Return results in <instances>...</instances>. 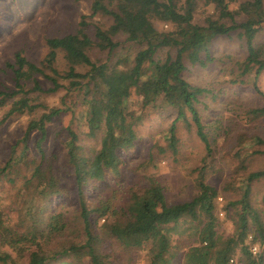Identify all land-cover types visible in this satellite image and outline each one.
I'll return each instance as SVG.
<instances>
[{
    "label": "trees",
    "instance_id": "obj_1",
    "mask_svg": "<svg viewBox=\"0 0 264 264\" xmlns=\"http://www.w3.org/2000/svg\"><path fill=\"white\" fill-rule=\"evenodd\" d=\"M89 1V13L80 17L73 33L46 39L48 51L41 62H31L17 52L13 62L5 64L12 71L13 87L0 89V106L6 107L0 125L15 115H34L39 108L44 111L29 119L20 140L23 149L19 154L14 149L0 168V177L9 178L10 182L14 178L9 177V172L20 174V165L25 163L31 171L26 180L27 188L31 189V201L19 223L10 224L0 209V244L20 258L26 257V264L57 262L58 257L79 254L81 249L90 264H114L108 255L96 248L93 215L106 217L104 231L123 247L146 248L147 264H174L176 250L171 244L170 230L180 219L188 217L193 222L197 244L185 249L182 264H230L238 245L245 264H263L260 258L252 256L245 239L250 225L263 236L259 215L251 205L250 185L264 176V168L248 172L239 198L227 203L238 206L234 218L237 231L230 238H222L215 230L218 192L200 175L198 192L190 200L179 203H168L163 186L152 176L145 177L137 189L126 191L122 204L117 205L107 197L93 200L91 206L90 198L98 182L109 173H119L121 152L137 140V127L144 113L129 107L132 91L144 108L175 110V118L166 131V149L177 151V120L188 126L194 125L198 137L209 148L196 106L207 90L190 84L183 77L185 59L191 64L205 65L213 58L209 53L204 57L200 54L211 40L236 31L244 39L247 49V55L240 63L241 75L252 73L256 80L264 70V42L254 44L255 35L264 24V0ZM230 3H236V9H231ZM199 7L209 8L201 23L195 21ZM91 20L94 22L93 35L87 30ZM124 43L133 47L131 55ZM94 48L104 53L103 59L91 58L90 51ZM57 52L62 54L65 62L61 72L55 66ZM27 82L31 87L26 89ZM42 82H48V86L44 87ZM60 88L66 91L59 97L64 107L53 105L48 108L42 102H36L41 95H52ZM70 95L76 98L74 106L80 97V103L85 107L81 114L83 130H79L81 126L74 129L70 124L63 129L61 155H53L54 159L61 158L54 160L60 165L58 168L45 156L43 144L47 139V124L73 110L68 105ZM251 112L261 116L264 108ZM188 113L190 121L187 120ZM32 132L39 135L35 143L39 158L27 161L26 143ZM82 134L84 138L97 141L88 152H84ZM252 139L254 144L263 147L260 152L264 154V140L256 136ZM63 176L69 178L65 180L71 188L69 191L64 186ZM63 191H68L67 195H72L77 203L84 241L81 245L73 242L59 251L50 248L46 251L49 243L58 241L68 228V220L61 211H48L52 207L50 201L64 196ZM11 259L9 252L0 253V262L9 264Z\"/></svg>",
    "mask_w": 264,
    "mask_h": 264
},
{
    "label": "rangeland",
    "instance_id": "obj_2",
    "mask_svg": "<svg viewBox=\"0 0 264 264\" xmlns=\"http://www.w3.org/2000/svg\"><path fill=\"white\" fill-rule=\"evenodd\" d=\"M231 9H236V3H230ZM89 0H0V89H12V71L6 68V62H13L14 55L21 52L31 62H41L47 51L46 39L73 33L80 17L89 13ZM209 8L199 7L195 13V21L201 23ZM93 20H96L94 18ZM103 21L102 19L100 20ZM100 21L96 23L101 24ZM92 23V20L90 21ZM88 27V33L93 35L94 22ZM108 24L107 21H104ZM264 42V24L255 35L254 44ZM131 55V44H123ZM210 54L211 61L201 66L199 63L191 64L185 59L186 68L183 77L192 85L207 90L199 97L196 104L203 130L206 132L209 148L198 137L194 125L188 126L182 121H176L178 146L177 151L166 149L165 139L168 126L175 118V110L152 111L141 106L139 97L134 91L128 99L130 108L144 113V118L137 127V140L128 149L121 152L119 173H109L102 182L95 185L93 200L110 197L115 204H122L126 191L137 189L142 185L143 179L148 176L155 177L164 188L165 199L168 203H179L190 200L197 192V179L200 175L205 183L213 186L218 194L215 200V230L222 238L236 235L235 214L238 206L227 205L229 201L237 200L241 190L246 184V175L250 171L264 168V154L260 152L262 146L253 143V137L264 140V114L256 116L251 110L264 108V70L256 80L252 73L241 75L240 63L247 55L244 39L236 31L228 35L215 36L206 50L200 55ZM93 60L103 59L104 53L97 49L90 51ZM55 66L61 72L65 62L60 52H57ZM41 79V77H38ZM236 82H233V81ZM43 86L47 87L48 82ZM31 83H26V89ZM66 91L60 88L52 95H41L36 102L44 106H63L59 97ZM31 96H35L31 93ZM68 104L73 110H68L47 124V139L43 144L45 156L52 161L53 155L60 156V144L63 129L71 125L74 129L81 126V114L85 107L79 102L74 106L75 97H71ZM64 107V106H63ZM6 107L0 106V118ZM39 108L36 114L15 115L0 125V168L15 149L19 154L23 149L20 142L27 122L43 112ZM74 113V117L72 116ZM190 121V114H187ZM73 123V124H72ZM82 144L84 152H88L97 141L84 138ZM39 135L32 132L27 140V161L39 158L35 143ZM44 156V157H45ZM60 168V165L55 162ZM20 174L9 172V178L0 177V209L9 218L10 224H18L20 217L24 216L25 208L31 201V189L27 188L26 180L30 177V168L25 163L20 165ZM63 180H69L63 176ZM64 186L68 188L65 181ZM250 201L257 211L264 230V176L252 181ZM71 188H68V191ZM63 191L60 198L52 199L49 212H62L68 220L67 231L58 241L49 243L50 250L59 251L68 248L71 243L81 245L84 241L83 224L77 213V203L72 195ZM93 234L97 237L96 248L108 255L114 264H147L148 251L146 248H125L118 241L107 234L103 229L106 217L91 216ZM111 218V217H110ZM245 244L255 258H260L264 264V231L263 236L250 225ZM171 244L176 250L174 264H182L183 253L188 246L197 244L193 222L190 218L180 219L170 230ZM255 248V250L253 249ZM54 251V252H55ZM9 252L12 259L9 264H26V257L20 258L7 246L0 244V253ZM79 254L68 253L58 257L57 262L48 264H90L88 256L83 252ZM51 255V254H50ZM59 256V255H58ZM230 264H245L238 245L231 256ZM0 264H4L0 262Z\"/></svg>",
    "mask_w": 264,
    "mask_h": 264
},
{
    "label": "built area",
    "instance_id": "obj_3",
    "mask_svg": "<svg viewBox=\"0 0 264 264\" xmlns=\"http://www.w3.org/2000/svg\"><path fill=\"white\" fill-rule=\"evenodd\" d=\"M254 250H255V248H253ZM232 260L230 259V262H231Z\"/></svg>",
    "mask_w": 264,
    "mask_h": 264
}]
</instances>
